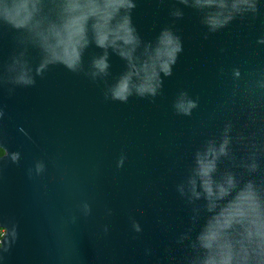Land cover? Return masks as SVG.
Returning <instances> with one entry per match:
<instances>
[{"label":"water","instance_id":"1","mask_svg":"<svg viewBox=\"0 0 264 264\" xmlns=\"http://www.w3.org/2000/svg\"><path fill=\"white\" fill-rule=\"evenodd\" d=\"M173 2L137 0L133 23L146 41L171 23ZM173 27L184 50L154 102L136 96L106 102L102 82L63 65L11 96L0 89L6 106L0 120V264H179L183 251L175 238L188 227L190 211L175 185L196 148L219 137L229 121L233 135L244 131L264 142V89L257 86L264 78V44L258 43L264 15L237 19L205 39L199 14L185 8ZM14 48L13 33L0 31V62ZM100 51L93 44L85 61ZM30 55L38 63V50ZM110 60L113 76L125 70L118 56ZM182 89L199 100L191 116L173 109ZM233 148L237 156L245 152L243 145ZM121 151L127 160L117 169ZM14 153L19 163L12 161ZM41 159L47 170L37 175L34 165ZM83 200L92 204L89 217L76 208ZM129 217L142 232L131 230ZM146 248L152 255H145Z\"/></svg>","mask_w":264,"mask_h":264},{"label":"clouds","instance_id":"2","mask_svg":"<svg viewBox=\"0 0 264 264\" xmlns=\"http://www.w3.org/2000/svg\"><path fill=\"white\" fill-rule=\"evenodd\" d=\"M136 7L137 0H0V31L6 29L15 39L14 51L0 62V89L11 96L17 88L35 86L37 77L43 78L52 66L63 65L94 83L102 82L106 102L127 103L133 96L154 102L184 50L173 25L185 16V8L199 14L207 29L205 39L237 19L264 15L261 0H174L168 11L171 23L146 41L133 23ZM258 43L264 44V35ZM93 44L101 51L85 61ZM30 49L38 50V63H33ZM112 54L125 62V70L116 76L111 72ZM232 72L238 77L240 68ZM257 86L264 89V78ZM172 106L177 115L191 116L199 100L182 89ZM5 114L6 106L0 104V120ZM233 133L229 121L219 137L205 139L175 185L190 211L188 227L175 238L183 251L179 264H264V142L255 134ZM234 144L243 145V155L237 156ZM11 159L19 163L20 156L14 153ZM126 160L127 153L121 151L117 169ZM225 161L231 165L223 166ZM46 170L43 159L36 161L37 175ZM76 208L84 217L92 215L88 200ZM78 219L73 217L74 222ZM129 220L134 233L143 231L135 217ZM103 230L107 234L108 225ZM145 255H152V250L146 248Z\"/></svg>","mask_w":264,"mask_h":264},{"label":"built area","instance_id":"3","mask_svg":"<svg viewBox=\"0 0 264 264\" xmlns=\"http://www.w3.org/2000/svg\"><path fill=\"white\" fill-rule=\"evenodd\" d=\"M3 235H4V229L0 228V242H1Z\"/></svg>","mask_w":264,"mask_h":264},{"label":"trees","instance_id":"4","mask_svg":"<svg viewBox=\"0 0 264 264\" xmlns=\"http://www.w3.org/2000/svg\"><path fill=\"white\" fill-rule=\"evenodd\" d=\"M3 153V150L2 149H0V155Z\"/></svg>","mask_w":264,"mask_h":264}]
</instances>
